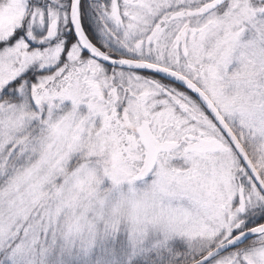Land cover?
I'll use <instances>...</instances> for the list:
<instances>
[{
  "label": "snow or ice",
  "instance_id": "obj_1",
  "mask_svg": "<svg viewBox=\"0 0 264 264\" xmlns=\"http://www.w3.org/2000/svg\"><path fill=\"white\" fill-rule=\"evenodd\" d=\"M0 264H264V0H0Z\"/></svg>",
  "mask_w": 264,
  "mask_h": 264
}]
</instances>
